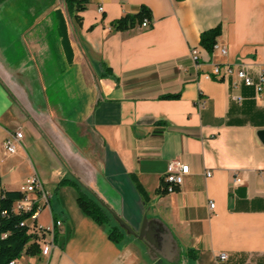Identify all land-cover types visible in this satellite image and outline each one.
<instances>
[{
	"label": "crops",
	"instance_id": "0c3cea01",
	"mask_svg": "<svg viewBox=\"0 0 264 264\" xmlns=\"http://www.w3.org/2000/svg\"><path fill=\"white\" fill-rule=\"evenodd\" d=\"M143 7L147 28L113 29ZM67 8L0 0V197L37 176L50 196L37 224L63 222L48 257L32 236L39 255L17 264H264V93L236 75L209 79L228 65L258 75L264 0L89 1L78 19ZM217 27L208 52L201 35ZM16 133L23 138L10 155ZM172 160L190 172L167 194ZM65 177L136 232L145 217L162 220L179 246L173 261H150L132 237L113 243L82 213L77 190L59 186Z\"/></svg>",
	"mask_w": 264,
	"mask_h": 264
},
{
	"label": "trees",
	"instance_id": "16d2710c",
	"mask_svg": "<svg viewBox=\"0 0 264 264\" xmlns=\"http://www.w3.org/2000/svg\"><path fill=\"white\" fill-rule=\"evenodd\" d=\"M68 10L75 15L85 11L88 0H65ZM144 19L151 20V12L143 7L139 14L126 16L113 24L115 31H126L143 23ZM221 27L207 31L201 35L200 45L208 52H213L217 39L221 36ZM175 99L177 97H167ZM59 186H71L78 192L77 204L84 215L100 226H105L108 231L109 239L115 243H123L126 240L124 232L113 221L111 215L102 207L101 201L89 189L85 188L76 178L65 177ZM142 191V189L140 188ZM143 192V191H142ZM165 193V190H163ZM25 198L22 192H4L0 197V264H10L19 260L23 255L37 256L39 249L31 243L32 236L29 234L27 225L22 223L29 218V214H15L13 207L16 202ZM6 211L5 217L1 212ZM6 236L3 238V236Z\"/></svg>",
	"mask_w": 264,
	"mask_h": 264
},
{
	"label": "built area",
	"instance_id": "2783aa9c",
	"mask_svg": "<svg viewBox=\"0 0 264 264\" xmlns=\"http://www.w3.org/2000/svg\"><path fill=\"white\" fill-rule=\"evenodd\" d=\"M88 1H104V0H88ZM99 12H103V8L100 7ZM150 25L148 19H144L142 23L143 28H147ZM222 55H226V49L221 50ZM193 59L199 65V57L197 51L192 52ZM236 75L238 82L242 83L247 88H253L257 95L264 93V64L260 67L259 73L256 77L251 75L246 68H234L232 66L219 67L216 66L213 73L209 75V79L214 77L220 80H228L230 77ZM234 100L238 103H241L243 99L241 97H235ZM23 138L22 133H16L6 140L5 148L8 154H15L17 151V143ZM190 167L186 164H183L179 160H172L167 166V174L165 177L164 190L167 194L175 192L182 184L184 183L185 177L189 174ZM211 173H207V177H210ZM241 184V179L235 177L234 185ZM21 192L24 195L34 194V198L30 199L25 196L21 201L15 203L13 207V212L15 214H29V218L22 223V226L27 225L29 228V234L33 237H36V242L41 246V254L44 257H48L52 250L54 249L55 238L57 232L63 228V222L60 220H55L52 222V225L43 228L38 225V219L42 214L43 210L49 206L50 196L45 190L41 180L35 176L26 181L24 186L21 189ZM209 208L211 211L214 210L215 204L213 202L209 203ZM7 215L6 211L1 212V216L5 217ZM6 236L4 235L3 238ZM41 242V243H40ZM228 259L227 254H221L219 257L220 261H226ZM10 264H17L16 261L11 262Z\"/></svg>",
	"mask_w": 264,
	"mask_h": 264
},
{
	"label": "water",
	"instance_id": "95a60500",
	"mask_svg": "<svg viewBox=\"0 0 264 264\" xmlns=\"http://www.w3.org/2000/svg\"><path fill=\"white\" fill-rule=\"evenodd\" d=\"M258 136L264 144V131L259 132ZM101 205L111 215L113 221L124 232L125 236L134 238L144 246L150 261H156L160 257L170 262L173 261L168 255L173 252L177 253L179 246L171 229L162 220L145 217L140 231L136 232L102 201Z\"/></svg>",
	"mask_w": 264,
	"mask_h": 264
},
{
	"label": "rangeland",
	"instance_id": "374dc122",
	"mask_svg": "<svg viewBox=\"0 0 264 264\" xmlns=\"http://www.w3.org/2000/svg\"><path fill=\"white\" fill-rule=\"evenodd\" d=\"M61 1V0H60ZM68 9V8H67Z\"/></svg>",
	"mask_w": 264,
	"mask_h": 264
}]
</instances>
